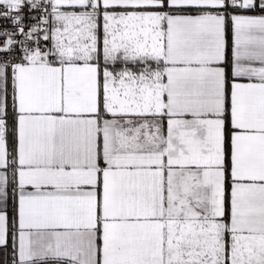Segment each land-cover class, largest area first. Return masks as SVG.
I'll use <instances>...</instances> for the list:
<instances>
[{
    "label": "snow or ice",
    "instance_id": "obj_1",
    "mask_svg": "<svg viewBox=\"0 0 264 264\" xmlns=\"http://www.w3.org/2000/svg\"><path fill=\"white\" fill-rule=\"evenodd\" d=\"M0 264H264V0H0Z\"/></svg>",
    "mask_w": 264,
    "mask_h": 264
}]
</instances>
